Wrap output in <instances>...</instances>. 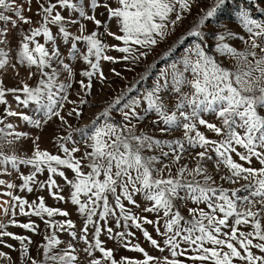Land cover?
<instances>
[{"label":"snow or ice","instance_id":"snow-or-ice-1","mask_svg":"<svg viewBox=\"0 0 264 264\" xmlns=\"http://www.w3.org/2000/svg\"><path fill=\"white\" fill-rule=\"evenodd\" d=\"M224 7L226 0H0V69L18 61L35 78L13 86L0 78V197L9 198L0 204L9 217L0 222V245L15 247L4 237L19 241L21 264H264V5L238 6L243 34L223 22L209 26ZM194 9L192 43L150 87L131 97L132 87L121 88L88 123L73 126L95 106L94 78L107 79L102 60L139 66ZM78 60L87 67L77 70ZM147 75L145 67L140 79ZM151 114V127H141ZM49 124L55 153L39 146ZM21 140L31 141L30 152L13 147ZM13 173L19 184L4 178ZM23 190L37 195L29 200ZM44 190L72 206L79 226L67 207L47 204ZM31 215L44 224L35 256L31 237L6 230L36 233ZM133 228L159 255L133 242ZM102 234L141 256L117 258ZM0 258L17 264L9 252Z\"/></svg>","mask_w":264,"mask_h":264},{"label":"rangeland","instance_id":"rangeland-1","mask_svg":"<svg viewBox=\"0 0 264 264\" xmlns=\"http://www.w3.org/2000/svg\"><path fill=\"white\" fill-rule=\"evenodd\" d=\"M243 2V0H226V7H224L222 10L219 11L218 15L215 18H210L207 22L209 26L216 25L220 22L225 23L228 28L235 30L236 32L243 34V29L238 25V21L235 19V11L238 10V6ZM261 5H264V0H259ZM33 11H35V5H33ZM195 9L193 10L192 15L187 16L183 20V23L180 24L174 33L169 35L167 37L166 42L159 43L157 46L154 47L151 54L147 57L146 60H143L139 66H126L125 62L123 61H116V62H109L106 60L101 61V68L104 72L105 77L107 79L101 83L94 78L93 80V89H92V95L89 97V99L93 102L95 105L94 107L89 105L85 108V112L83 115V118L80 121H76L73 119L71 123L73 126H79L83 123H88L90 118L98 111H100L103 101L110 100L113 96L117 95L121 88L124 87H132L133 91L129 93V96H135L137 95L141 90H143L146 87H150L152 85L153 80L155 79L156 75L159 71L165 69L166 65L171 64L173 60H176L180 55L183 53L184 49H186L190 43H192L194 37L188 36L186 34L187 30L190 27L191 22L193 21L195 17ZM253 11L255 12V7H253ZM98 14L102 13L106 16V12L103 8L97 9ZM31 14V13H26ZM67 14V13H65ZM257 16H260V13H256ZM86 24V34L88 30L92 29V24L90 22L85 21ZM55 31V28L53 29ZM115 30V28H113ZM72 31L76 32L77 27L74 26L72 28ZM210 38V37H209ZM109 42L115 43V41L112 38H108ZM41 42L43 40L41 39ZM234 43L238 48H243L244 45L238 40L231 41ZM122 43V42H121ZM2 46V45H0ZM171 46L173 48V52L170 54H166V49ZM82 47V46H81ZM209 48L213 47L211 43L208 45ZM107 54L113 55V56H119L121 55L119 52L115 50L109 51ZM15 53L13 52V56ZM221 59H224V57H221ZM226 64L229 66L234 65V60H224ZM12 61H9V64H11ZM17 67L13 69L12 67H8L5 69H0V78L4 80V82L9 85L13 86L19 83L21 79H24L25 81L29 83H34L35 78H32L31 80L28 79V74L25 71L24 67L19 66L18 61ZM55 66V65H54ZM87 65L82 60H78L75 63V68L77 70L86 68ZM148 68V75L147 79H140V75L144 72V68ZM115 69L116 72L120 73V75H116L114 72L111 71V69ZM14 72H18L19 75H16L14 77ZM79 73H77L76 79H80ZM61 79H63V76H61ZM135 82V83H134ZM73 87H78V85H73ZM167 95V93H165ZM9 99H11L9 97ZM13 108L18 109V106L16 104L12 105ZM3 106L0 105V110H2ZM155 115L151 114L148 116V118L144 121L141 127H151L148 125V121L155 119ZM14 120V118H12ZM58 124V121L56 122ZM56 125L49 124L46 128L42 129L40 131V141L39 146L41 149H47L49 151H52L55 153L56 149L54 147V140H53V132ZM32 131H35V129H32ZM60 135L66 134V129H62L59 132ZM158 134V133H157ZM179 132H173L172 136L179 135ZM159 135V134H158ZM211 135V134H210ZM18 151L23 152L24 149H28L29 152L32 150V144L29 140H21L18 144L13 146ZM199 149H197L198 151ZM182 163L187 161H181ZM191 166V165H190ZM22 171L25 173L29 170V166H22ZM47 173L41 175L38 174V176L41 179L46 178ZM5 179H13L15 183L19 184L21 181L16 178V174L13 173L11 177H4ZM59 179V178H58ZM61 183H63L61 181ZM227 186V185H226ZM18 194L25 195L29 200L36 197L37 192L34 190L31 194L27 193L26 190L19 191ZM39 194L45 196V200L49 206H60V207H67L69 211L73 212V218L77 219V226H79V218L76 216V213L73 211L72 206L70 204H65L64 202H57L52 197H50L47 193V190L41 191ZM64 195H68L67 188L64 189ZM9 198L7 196L0 197V204L3 203V201L8 200ZM27 212V209H26ZM151 217L152 214H147ZM9 217H6L3 214L2 209H0V222H5ZM17 220H19L21 223L26 222L29 219L28 215L19 214L17 209V216L15 217ZM32 220L36 221L38 225V230L36 233H33L31 230H25L20 226L16 225H8L7 231L16 233L17 235H24L31 237V243L28 241H25V243H29V250L32 253V255H36V248L37 244L43 242V232H44V224L43 221L39 218L35 217L34 215H31L30 217ZM57 219L60 217L57 216ZM149 228V231H152L151 226H147ZM51 229H49V232ZM133 231L136 233L135 237L132 238L133 242H139L143 247H145L146 250L150 252V254L159 255V253L146 241V239L142 236L141 232L134 229ZM60 238L62 240L67 239L66 233H59ZM155 235V233H153ZM102 239H104L109 247L114 248L115 254L117 258H119L121 255H127L130 257H137L139 258L141 256L140 253L136 251H130L123 247H118L116 242L114 240L108 239L106 236H103ZM7 244H12L15 247L12 249H9L6 245H0V250L4 252H9L11 254V257L14 261L17 262V264H21L19 261V248H20V242L15 240L11 237H4L3 238ZM82 247V245H80ZM59 247H64L63 244H61ZM99 255V253H97ZM0 264H7V261L3 258H0Z\"/></svg>","mask_w":264,"mask_h":264}]
</instances>
